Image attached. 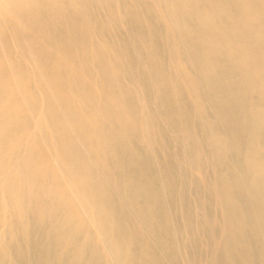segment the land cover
I'll return each mask as SVG.
<instances>
[{
	"label": "bare ground",
	"instance_id": "6f19581e",
	"mask_svg": "<svg viewBox=\"0 0 264 264\" xmlns=\"http://www.w3.org/2000/svg\"><path fill=\"white\" fill-rule=\"evenodd\" d=\"M0 264H264V0H0Z\"/></svg>",
	"mask_w": 264,
	"mask_h": 264
}]
</instances>
